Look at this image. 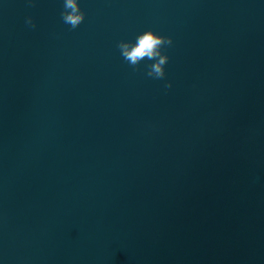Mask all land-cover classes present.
Returning <instances> with one entry per match:
<instances>
[{"label":"water","instance_id":"water-1","mask_svg":"<svg viewBox=\"0 0 264 264\" xmlns=\"http://www.w3.org/2000/svg\"><path fill=\"white\" fill-rule=\"evenodd\" d=\"M79 2L0 0V264H264V0Z\"/></svg>","mask_w":264,"mask_h":264},{"label":"clouds","instance_id":"clouds-1","mask_svg":"<svg viewBox=\"0 0 264 264\" xmlns=\"http://www.w3.org/2000/svg\"><path fill=\"white\" fill-rule=\"evenodd\" d=\"M85 15L79 0H64L61 17L65 24L75 29L83 22ZM26 24L35 27L31 16L27 18ZM172 39L171 36H164L149 29L139 34L134 42L121 40L117 47L120 49L122 57L132 66H138L145 59L154 61L148 66L147 75L161 79L166 74L165 65L169 60L168 54L163 49L165 45L172 44ZM171 86V81L165 85L166 88H171Z\"/></svg>","mask_w":264,"mask_h":264}]
</instances>
